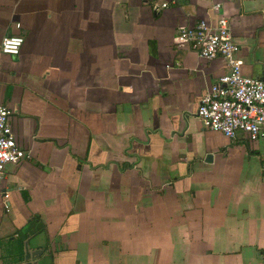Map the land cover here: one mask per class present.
<instances>
[{
    "label": "crops",
    "instance_id": "0c3cea01",
    "mask_svg": "<svg viewBox=\"0 0 264 264\" xmlns=\"http://www.w3.org/2000/svg\"><path fill=\"white\" fill-rule=\"evenodd\" d=\"M221 16L264 78V0H0V264H264V139L203 125L229 66L175 43Z\"/></svg>",
    "mask_w": 264,
    "mask_h": 264
},
{
    "label": "built area",
    "instance_id": "2783aa9c",
    "mask_svg": "<svg viewBox=\"0 0 264 264\" xmlns=\"http://www.w3.org/2000/svg\"><path fill=\"white\" fill-rule=\"evenodd\" d=\"M221 7L217 3L214 9ZM23 43L22 35L9 34L0 42V51L19 55ZM175 43L194 50L206 60L221 57L229 66V71L211 85L199 102L197 116L203 125L229 138L244 133L253 142L264 139V78L243 74L241 47L234 40L229 18L221 16L216 22L201 19L195 26L179 30ZM12 113L11 108L0 103V179L8 164L20 163L28 157L16 139Z\"/></svg>",
    "mask_w": 264,
    "mask_h": 264
},
{
    "label": "water",
    "instance_id": "95a60500",
    "mask_svg": "<svg viewBox=\"0 0 264 264\" xmlns=\"http://www.w3.org/2000/svg\"><path fill=\"white\" fill-rule=\"evenodd\" d=\"M209 158L212 159V155H209ZM42 253H43L42 249L31 250V248L29 247V242H26V244H25V258L27 260H30L32 258H37Z\"/></svg>",
    "mask_w": 264,
    "mask_h": 264
}]
</instances>
